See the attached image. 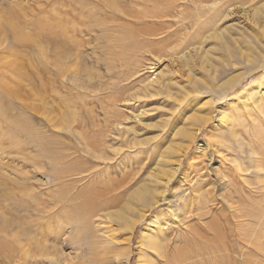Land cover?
Masks as SVG:
<instances>
[{"label":"rangeland","instance_id":"1","mask_svg":"<svg viewBox=\"0 0 264 264\" xmlns=\"http://www.w3.org/2000/svg\"><path fill=\"white\" fill-rule=\"evenodd\" d=\"M79 1L83 2L84 9L93 10L94 0ZM166 1L138 0L136 3L139 2L141 6L149 5V8L158 4L153 9L158 11L159 7L164 9V6H167ZM73 3L68 6L65 5L67 0H0V211L1 214L18 220L20 224L21 220H24L22 226L29 233V238L24 240V243L31 244L28 246L29 251L25 253V249H22L23 252L10 239V234L0 232V239L12 244L15 248L14 253H11L7 245L2 247L0 264H146L139 260L138 250L140 249V252L146 255L150 252L145 245L140 248L139 240L143 225L153 217L154 212H151L145 220L139 221L133 230H126L115 213L125 211L124 204L131 206L134 204L133 212L125 211L129 218L130 216L136 218L139 213L143 212V205L133 203L131 196L129 199V192L140 184L150 181L147 171H150L153 166V158L156 155L155 145L187 142L172 136L176 130L175 127L182 125L181 118H178L179 114L183 119V114L191 111L188 108L190 103L194 106L193 108H197L206 100H210V107L213 110L221 107L222 104L218 101L217 95L198 84L204 80L205 76L210 77L211 70L197 58L200 56V50L206 52L207 59L211 60L219 71H223V74L216 79L217 85L226 82L232 76L238 77L243 74L245 77L242 85H238L228 93V98L236 93L240 95V91L245 87L250 94H246L245 99L241 98L246 101L245 105L251 101L261 100L263 103H260L264 104V84L260 86L257 83L259 78L264 81V67L259 68L258 62L264 61V0H205L206 14L201 17L198 14L193 16L196 11L187 0H179L180 5L178 6L183 9H180L183 16L180 15L179 20L174 18L175 10L169 7L173 11L170 22L173 24L172 27L177 29V33L170 34L160 46H156L153 53L146 52L142 57L138 55L143 64L139 63L141 68L138 65L139 70L136 71L135 78L140 80L126 91L132 103L131 110L138 112L140 109L142 111V122L134 125L132 122L134 118L125 121L126 124L121 122L129 125L127 126L129 132L120 134L116 132L117 125L121 126L116 123L115 117L109 116L107 122L100 106L95 104L94 114L107 136H104L100 144L94 146L93 152L87 153L83 144L73 134L75 126L69 123L70 125L66 127L61 123V118H58L60 125L46 119V114L51 111L54 119L63 115L64 112L59 109V107L63 109V100H61L63 97L69 96L68 100L71 102L70 97L74 99L76 93L81 94L84 91L69 79L62 77L58 69L41 56L36 43L37 40L45 39L47 42L50 41L48 44L51 42L58 44L61 41L55 37L56 32L59 31L56 29L62 24V22L59 24L60 15L64 9H69V7L79 8V4ZM215 10L220 12V16L211 25L209 21L216 18L212 16ZM195 19L204 23V27L201 28L204 30L201 32H196L198 25L194 24ZM148 24L151 22L140 24V26ZM164 28L167 31V27ZM220 29H225L224 38L213 39L209 33ZM201 37L203 41L198 43ZM185 42L188 43L187 47L184 46ZM93 44L96 43H92L91 48L85 43L80 44L79 51L72 49V52H78L80 59L84 61L86 58V64L92 66L96 62L97 55L101 60H104L106 56L102 48ZM170 46H175L177 51H180V47L184 48L183 51L176 52L170 57L167 54ZM193 47L196 48L188 53V50ZM66 48L70 49V46ZM239 48L251 54L248 56L251 62L245 63L244 58L243 62L237 61L234 68H225L223 65L225 62L231 61L232 64L234 55L230 53ZM113 49L119 50L118 48ZM182 53L186 55L182 58L181 70L188 73V80L186 75L179 78L178 86L181 87L171 88L172 98L163 93L145 97L144 93L147 91L143 86L153 77L154 73L160 71L172 74L173 77L176 76L172 70L175 71L177 66L172 59ZM158 55H161V60L157 64L154 59L158 58ZM90 56L93 61L89 60ZM124 59L123 56L122 60ZM150 59L152 61H149ZM151 62L156 63L151 64ZM94 65L92 67L99 72L106 70L105 64L100 67L97 64ZM108 77L106 76V79ZM114 84H109L107 89L111 87L110 89L114 91L116 89ZM138 95H140V100ZM228 101L230 103L228 105L233 107L241 105V102L236 103L237 99H228ZM71 103L74 108L75 102ZM245 105L242 104L246 112L247 105ZM43 106L46 111L41 112L40 109ZM252 112L246 113L249 120L248 128L258 129L261 125L253 126L252 122L256 115L255 111ZM216 120L213 122L216 123ZM213 122L198 135L194 149L197 148V144L206 143L205 133L214 127ZM26 126L39 135L30 133ZM259 136L261 142L256 138H253L251 142L256 150L264 151V131ZM247 138L245 133L244 144H247L249 139ZM40 139L47 142L51 152L49 156L39 147ZM89 148H92L91 145ZM208 149H210L209 152H213L212 148ZM213 153L210 162L203 156L204 165L201 172L207 177V181L214 178L216 167L226 170L228 165L222 164L220 157L215 152ZM241 160L245 166L249 165L244 158ZM187 161L186 156L184 163ZM250 171L253 174L246 175V180L239 179L229 185L232 190L231 200L237 205L240 218H234L235 211L228 209L227 203L218 198L210 201L211 209H208L209 212L202 217V220H199L202 223L197 220L198 217L196 219L193 216L180 219L176 223L175 217L169 215V212L166 213L168 220L166 223L163 221L162 224L164 228L172 226L168 233H172L173 236L177 232L184 234V236L181 234L179 240L172 238L171 242L178 247L185 245L182 254L175 258L171 257L174 250L173 245L167 248L173 264H264V252L259 248L264 245V182L257 183L258 177L251 166ZM187 187L188 185H185V188ZM203 189L204 187L200 190ZM212 193L220 196L217 191L212 190ZM22 202L29 205V209L20 210L16 206ZM163 207L165 205L155 208L154 211L157 212L155 213H164ZM181 210V207H177L179 218L182 217ZM223 212H226L225 217L222 216ZM215 217H218L216 222L219 228L217 230L209 224V220ZM163 218L164 215L161 219ZM185 223L188 226L186 231L183 226ZM247 224H250L249 227L246 226ZM208 225L210 229L206 227ZM190 227L196 228L195 230L203 235V238L189 232ZM246 232L249 235H246ZM251 237L255 239L253 240L255 243L249 247L245 241ZM30 239L47 241L46 245L50 255L45 257L39 255ZM184 239L188 241L187 244ZM248 250H250L249 254ZM248 256H251L250 259Z\"/></svg>","mask_w":264,"mask_h":264},{"label":"bare ground","instance_id":"2","mask_svg":"<svg viewBox=\"0 0 264 264\" xmlns=\"http://www.w3.org/2000/svg\"><path fill=\"white\" fill-rule=\"evenodd\" d=\"M136 1L138 0H94L92 2V6L94 8L93 10H91L88 8L84 9L82 6L83 2L79 0H67V4L65 5L71 6L74 4L73 2H75L79 4V8L69 7V9H64L61 12L59 24L61 22L62 24L61 26L59 25V28L57 27L58 29L56 30L59 31L56 32L57 35L55 36L56 38L58 37L61 41H59L58 44H54L51 42L50 44L54 45V47L48 44L50 41L47 42L46 39V41H36L41 56L50 61V63L58 69V72L62 77L69 79V81H71L75 86L84 91L81 94H77L75 92L76 96H74V99L70 97V101L76 103V106L74 103V108L72 103L68 100L69 96L63 97V99H61L63 100V109L61 110V108L59 107L60 111L64 112L63 115L54 119L51 116L53 113L51 111L52 113L48 112L51 114H46V119L49 122L57 123L58 125H60L59 122L61 120V123L66 127L70 125L69 123L75 126L73 134L77 138V140L83 144L84 150L87 151V153L93 152L94 146L100 144V141H103L104 136H107L106 131L101 129L100 123L97 121L98 118L96 114H94L95 104L100 106L102 112L104 113L103 115H105V120L107 119V122L109 121V116L113 115L115 117L116 123L120 124L121 126L119 127L117 125L116 132L120 134L129 132V127H127L129 125H125V121L134 118L132 121L134 125L136 123L142 122V111L140 109L138 112L135 110H131L130 105H132V103L129 98L130 96L128 97L129 94L126 93L128 88L131 89V87L135 85L136 81L140 80H136L135 78L136 71L141 68L139 63H142V59L139 58L138 55L140 54L142 57L146 52L153 53L156 46H160L170 34L177 33V29H174L172 27L173 24L170 22V18L173 15L172 9L175 10L174 18H178L177 20H179L180 15H182L183 9L178 6L180 5L179 0H167V6H164V9L159 7L158 11L153 10L158 5H155L156 3L154 4L155 7L149 8V5L141 6L139 5V2L136 3ZM204 1L205 0H187V2H189L191 6L194 7L193 9L196 11L193 16L198 14L201 17L206 14L204 8H206L207 6L204 4ZM139 6L140 8H137ZM169 7H172V9L170 10ZM212 16L216 18L209 21L211 25H213L219 18L220 12L218 10H215ZM195 20L196 21L194 22V24L198 25V29L196 28V32H201V30H204L201 29L204 27V23H202L199 19ZM148 22H151V24L140 26V24H147ZM164 27H167V31ZM224 30L225 29H220L218 31L213 30L212 33L210 32L209 34L213 39L224 38ZM78 34L79 36H77ZM161 34L164 35L159 36ZM202 38L203 37L200 38L198 43L203 41ZM83 43L87 44L89 48H91L92 43H96L95 45H93L98 46L105 51L106 56L104 57V60H101V58L97 55L95 59L96 62H94V64H97V66L99 67L102 64H105L106 70L104 72H99L96 70V68L94 69V67H92L95 66L94 64H92V66L87 65L86 58L84 61L81 60L78 52H72V49H77L79 51V45ZM69 46L70 49L66 48ZM184 46L187 47L188 43L185 42ZM113 48H118L119 50ZM183 48L184 47H180V51H183ZM195 48L193 47L189 49L188 53L193 51V49ZM180 51H177L175 49V46H170L167 54L171 57L173 56L172 54H176V52L179 53ZM200 52V56L197 58H199L200 62H203L211 70L210 77L205 76L204 80H201V82L198 84L204 86V88L209 89L210 92L216 94L218 101H220V104H222L221 107H218V109L216 110L211 109L210 100H206L205 102L197 106V108H193L194 106L190 103L188 105V108H190L191 111L189 110L190 112L188 114H183V119L179 114L178 118H181L182 125L176 126V130L172 133V136L174 138L179 137L181 140H186L187 142L185 144L170 142L164 144L163 146L155 145L156 149L154 150H156V155L153 158V166L150 171H147L150 175V181L148 183L144 182L140 184L137 188H134L133 191L129 192V199L131 196V201L133 203L135 202L142 204L143 212L139 213L137 215L138 217L136 218H133L132 216H130L129 218V215L125 214V211L133 212L132 208L134 204L132 203V206L130 204H124L126 208L125 211L115 213L116 217H118L126 230H133L135 228V225H137L139 221L145 220L146 218H148L147 216L151 212H154L153 217L150 220L146 221V223L143 225V228L141 230V238L139 240L140 248H142V245H145V247L148 248L150 252V254L147 252L149 255H146L142 254L140 252V249L138 250L140 253L139 260H142L146 264H173L169 258L170 252L167 251V248H171L173 245L172 249H174V254L171 253V257L174 258L175 256L182 254V250L183 248H185V245L178 247L177 245L174 246L175 243H171L172 238L178 240L179 238L181 239V234L183 233L177 232L175 233V236H173L172 233H168L169 231H171L172 226L164 228L162 222H167V212H169V215L175 217L176 223L178 222V220L186 219L190 216H193V218L196 219L198 217L197 220L199 221L202 220V217L211 209L209 206L210 201L218 198L220 199V201L227 203L228 209L235 211L234 218H240L238 209L236 208L237 205L235 204V202H233V200H231L232 195L230 192H232V190L229 185L233 184L239 179L246 180V175H252L253 173L252 171H250V166L258 177L257 183L264 182V151H261L259 149L256 150V147L251 142L253 138L258 139L261 142L259 135L264 131V104H262V100H258L259 102L251 101L249 104H246V106V101L241 100L242 97L245 99L247 95H250L248 94L249 91L245 87H243V89L240 91V95L239 93H236L232 95L231 98H228V93L232 91V89H235L238 85H242L245 77L243 76V74H240L238 77L232 76L228 78L226 82L217 85L218 82L216 81V79L219 78L218 76L223 74V71H219L218 67L216 65H213L211 60L207 59L206 52L202 50H200ZM230 54L234 55L232 64L231 61L225 62L223 64L225 68H234L237 61H242L244 58V61H246L245 63L249 64V62H251V59L248 57L251 54L243 50L241 51L240 48L236 49ZM185 55L184 53H182L172 59V61L177 66L175 71L172 70V73L178 77L175 76V78L172 76V74H167L160 71L152 75L153 77L150 78L148 82H146L143 86L147 91V93H144L146 94L145 97H151L155 94L158 95L162 93L167 95V97L169 98L173 97V90L171 91V88L181 87L178 86V84H180L179 78H182L183 75H186V78L188 80V73L186 74V71L183 72L181 70L182 58ZM123 56L125 57L124 60H122ZM157 57L158 58L154 60L158 64V62L161 60V55H158ZM89 60L93 61L91 56ZM149 61L152 60L150 59ZM258 62L259 68H263L264 61ZM154 63L151 62V64ZM249 69H251V67H249ZM106 76L109 77L106 79ZM257 81L260 86L264 84V81H262L261 78H259ZM112 83H115L113 85L116 88L114 89V91L110 89L111 87L107 89L109 84ZM196 85L197 84H195V86ZM198 90L199 89H197V91ZM139 96L140 95H138L137 97L139 98ZM189 96L191 97L192 95ZM228 99H237L236 103L239 104V102H241V105H235V107L228 105L230 104ZM138 102L140 103L141 101ZM41 103L43 102L41 101ZM242 104L246 106V112ZM40 111H46L45 106H43ZM252 111L256 112H254L256 116H254L255 120H253L252 124L253 126L261 125V127H258V129L248 128L247 124L249 123V120L246 117V113H251ZM58 118L61 119L59 120ZM215 120L217 121L216 123L213 122ZM121 122H124L125 124H122ZM211 122L214 123V127H211V129H208V131L205 133L207 137L206 143L204 142V144L201 145L197 144V148L194 149L193 147L198 139V135L205 127L209 126ZM105 128L107 127L105 126ZM26 129H28L29 132L34 135H39L32 128L27 127ZM245 133L249 138H247V144L243 143ZM39 142V147L42 149L43 153L49 156L51 152L49 146L47 145V142L43 139H40ZM90 145L92 148H89ZM208 148L213 149V152H215L220 157L219 159H221L220 161L222 164H228L226 170H222L216 167L213 174L214 178L212 177L213 179H210L209 181H207V177L203 176V172H201L204 165L202 163L203 156H205L209 161L212 160L211 158L214 155L213 152H209L210 149ZM192 150L193 154H191ZM160 151L161 153H159ZM188 153H190V155H188ZM238 155L244 156L241 158L247 160L249 165L245 166L240 156ZM186 156L188 157V161L187 163L185 162V164L184 159ZM96 157L100 159L99 156ZM56 170H58V168H56ZM185 185H188V187L185 188ZM202 187H204V189L200 190ZM212 190L217 191L220 196H216L214 193H212ZM188 192L189 194H187ZM160 205H165V207L162 208L165 212L156 214L157 212L154 211V209L158 208ZM16 206L19 207L20 210L29 209V205L27 206L25 202L18 203L16 204ZM177 207L182 208L181 218H179L180 214H177ZM5 215L1 214L0 211V232H7L8 234H10V239L13 240L21 248L20 250L25 249V253H27L29 251L28 246H31V244L24 243V240H27L29 238V233L25 230L26 228L22 226V222L24 220H21L20 224L17 222L18 220H13ZM16 215L18 216V214ZM163 215L164 218L161 219ZM222 216L225 217L226 212H223ZM245 216L248 215L245 214ZM216 220H218V217L210 219L209 224L210 226H212V228L217 230V228L219 227ZM236 224L238 225L239 223ZM249 225L250 224H247L246 226L249 227ZM183 226L185 227L184 229L186 231L188 227L187 224L185 223V225ZM206 227H209V225ZM190 229L191 230L189 232H192L193 235L195 234L200 237L203 236L195 230L196 228L190 227ZM186 234L188 235L187 232ZM245 234L249 235L247 232ZM30 240L32 245L35 246V251L38 252L39 255L44 257L50 255L49 249L46 245L47 241L45 242L42 239ZM184 240L187 244L188 241H186V239ZM253 240L255 239L251 237L247 239L245 243L248 244L249 247H252V245H254L255 243V241ZM15 243L13 244L16 245ZM4 245H7L9 247V251L11 253H14L15 248L12 247V244L10 245L0 239V251L3 249L2 247H4ZM259 248L264 252V245L259 246ZM249 251L250 250H248V254L250 253ZM248 257L250 259L251 256ZM180 259H182V257Z\"/></svg>","mask_w":264,"mask_h":264}]
</instances>
